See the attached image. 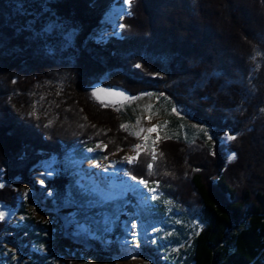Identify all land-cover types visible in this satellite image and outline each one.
<instances>
[{
	"label": "trees",
	"instance_id": "obj_1",
	"mask_svg": "<svg viewBox=\"0 0 264 264\" xmlns=\"http://www.w3.org/2000/svg\"><path fill=\"white\" fill-rule=\"evenodd\" d=\"M113 1L0 0V179H26L55 157L50 185L66 193L71 150L102 141L111 154L133 141L89 89L158 91L208 124L214 143L163 136L155 161L144 150L126 171L194 213L187 264H264V0H131L121 34L99 42L92 35ZM226 130L236 139L224 145ZM16 198L0 186V201Z\"/></svg>",
	"mask_w": 264,
	"mask_h": 264
},
{
	"label": "rangeland",
	"instance_id": "obj_2",
	"mask_svg": "<svg viewBox=\"0 0 264 264\" xmlns=\"http://www.w3.org/2000/svg\"><path fill=\"white\" fill-rule=\"evenodd\" d=\"M130 1H113L92 35L95 40L107 41L121 34ZM89 91L92 99L120 114L121 126L133 141L111 154L105 153L102 141L83 142L71 150L66 166L72 182L66 193L50 185L59 171L55 157L38 162L26 179H0V186L10 185L18 199L15 207L0 201V222L6 223L0 234V264H65L63 259L70 258L79 264H187L194 213L169 199L158 182L143 179L146 184H139L141 179L133 180L126 171L130 164L126 158L144 150L157 155L163 136L187 143L201 138L212 146L210 127L186 116L158 91L134 97L102 82ZM40 103L35 101L29 115H39ZM154 125L159 126L156 131H146ZM103 127L96 131L105 133ZM229 135L234 136L229 130L220 133V143L227 145ZM136 145H140L138 150H134ZM116 154L122 157L121 169H103ZM234 157L229 153V160ZM93 241L108 248L116 244L117 252L103 256L93 248ZM145 247L151 252L144 251Z\"/></svg>",
	"mask_w": 264,
	"mask_h": 264
},
{
	"label": "snow or ice",
	"instance_id": "obj_3",
	"mask_svg": "<svg viewBox=\"0 0 264 264\" xmlns=\"http://www.w3.org/2000/svg\"><path fill=\"white\" fill-rule=\"evenodd\" d=\"M121 27H123V25H121ZM137 67H139V65H137ZM172 111L173 112H176V108L174 106L172 107ZM158 127L159 126L154 125L152 128H149L146 131L149 132V133H151L153 131H156ZM141 131H144V130L142 129ZM227 139L234 140V139H236V137L235 136H232V135H229L227 137ZM139 148H140V145H136L134 150H138ZM126 159L128 160L129 163H132V162H134L137 159V156H129ZM151 159L153 161H155L157 159V155L154 152L151 154ZM152 167H153V164L152 163H149L148 164V168L151 169ZM132 179L133 180H136L137 178L136 177H132ZM138 183L139 184H146V182L143 179L139 180ZM150 191H154V189H150ZM152 198L154 199L155 197H152ZM0 218H2V217H0Z\"/></svg>",
	"mask_w": 264,
	"mask_h": 264
},
{
	"label": "bare ground",
	"instance_id": "obj_4",
	"mask_svg": "<svg viewBox=\"0 0 264 264\" xmlns=\"http://www.w3.org/2000/svg\"><path fill=\"white\" fill-rule=\"evenodd\" d=\"M129 155H131L130 152H128ZM123 154V153H122ZM125 157V156H124ZM121 155H113V157H110L106 162H105V166H103V169H108L109 171H113V172H117L121 169V166L119 165L120 163H122L121 161ZM107 173V171H106Z\"/></svg>",
	"mask_w": 264,
	"mask_h": 264
}]
</instances>
